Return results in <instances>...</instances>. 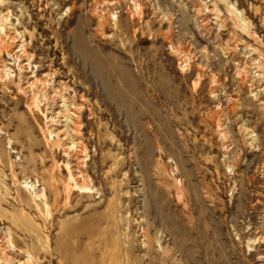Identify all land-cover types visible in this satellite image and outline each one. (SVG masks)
Returning <instances> with one entry per match:
<instances>
[{
    "label": "rangeland",
    "instance_id": "374dc122",
    "mask_svg": "<svg viewBox=\"0 0 264 264\" xmlns=\"http://www.w3.org/2000/svg\"><path fill=\"white\" fill-rule=\"evenodd\" d=\"M0 264H264V0H0Z\"/></svg>",
    "mask_w": 264,
    "mask_h": 264
},
{
    "label": "bare ground",
    "instance_id": "6f19581e",
    "mask_svg": "<svg viewBox=\"0 0 264 264\" xmlns=\"http://www.w3.org/2000/svg\"><path fill=\"white\" fill-rule=\"evenodd\" d=\"M141 3V2H140ZM113 7V6H112ZM23 38V37H22ZM5 45V44H4ZM8 47V46H7ZM18 55V54H17ZM32 84V83H31ZM62 94V93H61ZM65 105V104H64ZM67 105V104H66ZM30 108V107H29ZM57 113V112H56ZM61 121V120H60ZM86 124V123H85ZM80 126V125H79ZM62 133V132H61ZM83 156V155H82ZM89 178V177H88ZM83 188V187H82ZM85 188V186H84ZM87 188V187H86ZM3 251V250H2ZM3 253V252H2Z\"/></svg>",
    "mask_w": 264,
    "mask_h": 264
}]
</instances>
